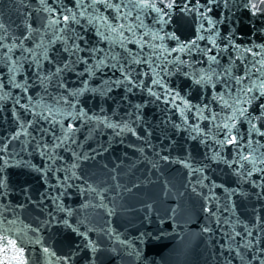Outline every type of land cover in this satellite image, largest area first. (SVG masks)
Wrapping results in <instances>:
<instances>
[{
  "label": "water",
  "instance_id": "obj_1",
  "mask_svg": "<svg viewBox=\"0 0 264 264\" xmlns=\"http://www.w3.org/2000/svg\"><path fill=\"white\" fill-rule=\"evenodd\" d=\"M117 2L0 0L2 226L27 264H264V4Z\"/></svg>",
  "mask_w": 264,
  "mask_h": 264
},
{
  "label": "snow or ice",
  "instance_id": "obj_2",
  "mask_svg": "<svg viewBox=\"0 0 264 264\" xmlns=\"http://www.w3.org/2000/svg\"><path fill=\"white\" fill-rule=\"evenodd\" d=\"M44 0H41V3H43ZM212 0H209V3H211ZM85 3L91 7L95 4L98 3H103L105 5H108V0H85ZM261 4H264V0H260ZM78 7H84V5L79 3H77ZM111 7H114L117 11H120V4L117 2V0H113V4L110 5ZM134 7H143V8H154L155 5L151 3V0H138V3L136 5H134ZM168 7H172L171 4L168 5ZM253 7H255V5H253ZM87 9L84 8V11H81L79 14L81 16H84L85 11ZM190 10V9H189ZM210 10V9H209ZM159 11V10H158ZM96 19H99V17H96ZM63 20L67 21V22H76L78 23L79 21L76 18V14L72 13L71 17L69 15H64L63 16ZM92 20H89V23H92ZM59 21L58 20H51L49 26L51 27L52 25H56L58 24ZM209 23H211V21H209ZM124 25L121 24L119 25V28L116 27H112L111 30L113 32H118L120 28H123ZM201 27H203L201 25ZM0 28H3V25H0ZM61 32L64 31L63 28L59 29ZM120 35L122 36L123 33H120ZM198 39H204V37H198ZM210 43L213 45V47H215V40H210ZM192 45L195 44V41L191 42ZM184 47H191V45H187ZM67 50V49H66ZM9 52L12 51L11 48L8 49ZM30 51V50H29ZM212 49L209 48L207 49V52H211ZM248 51H251V49H248ZM207 52L205 54H207ZM210 59L212 61L216 60V56H211ZM13 63H15L13 61ZM261 64L260 68H256V72L259 73L261 72V69L264 68V61H260L259 62ZM65 67H67V65H65ZM57 73H59L61 71L60 68H57ZM251 74L247 72L245 73V76L243 77V80H247L249 79V76ZM11 79H14V77H11ZM207 79L210 81L211 80V76H208ZM234 79H236L237 83H242V79L238 78V77H234ZM153 83H157V81H153ZM0 86H2V82H0ZM17 87H21V85H16ZM24 91H27V88H24ZM243 95L245 97H247V99L244 100H237L236 103L237 104H244L247 105L251 102V100L253 99H259L260 97H264V79H260L259 83H257L255 80L251 81V83L244 88L243 90ZM251 93L252 95L249 96L248 94ZM221 99H223V97H221ZM225 104L227 106V109L231 111V115L228 117L229 120L233 121V123L229 124V123H224L223 128L227 129V133H226V139L224 141H222L221 143H235L236 142V138L235 136L231 135V130L232 128L235 127V119H236V114L237 112L239 113L240 116H244L245 113L247 112V108L246 107H242V108H234L232 104H227V101H225ZM260 108L262 109V113L261 115L264 116V104L260 105ZM215 118V117H213ZM251 123V120L249 121ZM250 131H259V129L256 128V125L254 123H252V128L250 129ZM260 135H264V132H260ZM244 160H250L251 157L250 156H244L243 157ZM253 163H255V161H253ZM261 163H264V160H261ZM8 223H14V221H9ZM3 221H0V254L3 255V258L0 259V264H27V260L24 257V247L23 245H18L17 244V240L16 238H10V233H12V229L3 227ZM18 235V234H17ZM45 252H47V249H44Z\"/></svg>",
  "mask_w": 264,
  "mask_h": 264
}]
</instances>
